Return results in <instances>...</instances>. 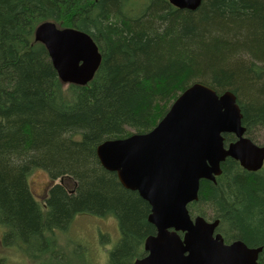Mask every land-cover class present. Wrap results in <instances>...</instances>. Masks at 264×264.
Here are the masks:
<instances>
[{
  "label": "trees",
  "instance_id": "trees-1",
  "mask_svg": "<svg viewBox=\"0 0 264 264\" xmlns=\"http://www.w3.org/2000/svg\"><path fill=\"white\" fill-rule=\"evenodd\" d=\"M44 22L83 31L97 44L102 62L86 86L59 79L35 40ZM195 83L218 95L231 91L257 144L251 135L264 129V0H203L196 11L168 0H0L3 246L32 264H73L68 254L91 264L84 245L64 244L56 234L89 214L118 221L121 238L106 264L143 257L146 238L156 234L151 207L103 168L96 150L150 132ZM224 136L226 146L236 140ZM37 169L53 183L43 202L28 184ZM189 211L219 220L227 244L262 248L257 264H264V166L249 172L228 158L216 182H201ZM0 264L8 261L0 257Z\"/></svg>",
  "mask_w": 264,
  "mask_h": 264
},
{
  "label": "water",
  "instance_id": "water-1",
  "mask_svg": "<svg viewBox=\"0 0 264 264\" xmlns=\"http://www.w3.org/2000/svg\"><path fill=\"white\" fill-rule=\"evenodd\" d=\"M180 10L196 11L203 0H168ZM64 84L86 86L98 71L102 55L85 32L44 22L35 31ZM237 97L218 95L195 83L170 106L150 132L107 140L96 154L121 185L149 203V222L156 234L146 238V255L133 264H257L262 248L242 241L227 244L217 232L220 221L193 218L189 205L199 200L201 182H216L231 158L249 172L264 166V146L246 136ZM225 134L236 140L225 144Z\"/></svg>",
  "mask_w": 264,
  "mask_h": 264
},
{
  "label": "rangeland",
  "instance_id": "rangeland-1",
  "mask_svg": "<svg viewBox=\"0 0 264 264\" xmlns=\"http://www.w3.org/2000/svg\"><path fill=\"white\" fill-rule=\"evenodd\" d=\"M251 138L255 139L257 144L263 145L264 129L253 132ZM28 184L34 197L43 202L53 183L46 171L37 169L29 176ZM207 220L212 221L211 219ZM56 234L64 244L73 242V245L75 243L84 245L89 253L91 264H106L109 253L121 238L116 219L112 217L100 218L89 214L77 216L66 232L57 231ZM100 234L107 236V240L102 242ZM2 235L3 229L0 228V257L5 258L8 264H32L25 255L19 254L15 249L4 247L1 242ZM79 254L76 252L75 256ZM66 258H71L73 264H78V259L73 254L66 255Z\"/></svg>",
  "mask_w": 264,
  "mask_h": 264
}]
</instances>
